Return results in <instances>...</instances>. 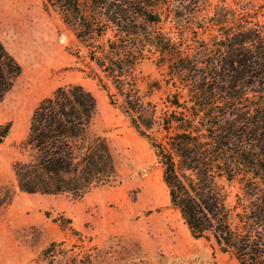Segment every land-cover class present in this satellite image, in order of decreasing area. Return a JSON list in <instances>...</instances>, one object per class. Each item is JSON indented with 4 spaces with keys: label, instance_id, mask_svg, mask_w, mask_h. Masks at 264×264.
Masks as SVG:
<instances>
[{
    "label": "trees",
    "instance_id": "16d2710c",
    "mask_svg": "<svg viewBox=\"0 0 264 264\" xmlns=\"http://www.w3.org/2000/svg\"><path fill=\"white\" fill-rule=\"evenodd\" d=\"M43 2L74 34L79 70L147 140L191 235L239 264H264V5ZM21 71L0 38V103ZM96 112L82 84L57 87L37 104L12 164L21 192L78 200L120 183L108 141L93 131ZM11 127L0 125V144ZM63 244L43 256L54 260Z\"/></svg>",
    "mask_w": 264,
    "mask_h": 264
},
{
    "label": "rangeland",
    "instance_id": "374dc122",
    "mask_svg": "<svg viewBox=\"0 0 264 264\" xmlns=\"http://www.w3.org/2000/svg\"><path fill=\"white\" fill-rule=\"evenodd\" d=\"M0 38L22 69L0 103V125H12L0 144V264H239L195 239L170 207L147 140L79 70L72 55L74 34L43 0H0ZM142 70L153 67L146 64ZM69 84H82L94 95L93 131L108 141L120 183L95 188L78 200L23 193L12 164L21 157L32 112L57 87ZM53 242H64L54 260L42 254Z\"/></svg>",
    "mask_w": 264,
    "mask_h": 264
}]
</instances>
